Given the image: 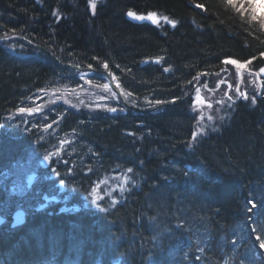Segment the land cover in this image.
I'll return each instance as SVG.
<instances>
[{
    "label": "trees",
    "instance_id": "1",
    "mask_svg": "<svg viewBox=\"0 0 264 264\" xmlns=\"http://www.w3.org/2000/svg\"><path fill=\"white\" fill-rule=\"evenodd\" d=\"M90 2L0 0V264H264V98L233 101L194 142L191 95L180 102L196 82L217 87L226 59L264 67V16L240 0ZM128 11L175 26L133 23ZM84 71L101 87L111 76L145 110L122 116L134 130L114 113L50 104L52 90L82 91ZM140 141V156L109 164L112 150ZM116 166L138 186L111 208L84 209ZM30 172L38 179L22 190ZM19 204L29 215L11 228Z\"/></svg>",
    "mask_w": 264,
    "mask_h": 264
},
{
    "label": "rangeland",
    "instance_id": "2",
    "mask_svg": "<svg viewBox=\"0 0 264 264\" xmlns=\"http://www.w3.org/2000/svg\"><path fill=\"white\" fill-rule=\"evenodd\" d=\"M243 3L250 4V7L253 8L254 13L256 15L264 16V0H240ZM93 4L96 5L97 0H91L90 6L93 8ZM245 6V5H244ZM94 9V8H93ZM155 26L161 28L163 26H167V24H171L175 26L173 23L170 22V19L167 17H164L163 15L156 14L153 20H150ZM230 60V59H228ZM230 67L234 68V71L237 73V71H242L248 69V66L244 64L245 66L243 68H238L236 65L227 63ZM243 64V63H242ZM92 71L89 72H81L79 74L80 78L83 81L82 88L80 90L82 91H64L62 90L60 94L56 90H52L47 94V99L50 101V104L53 106H56L59 101H62L66 103L70 108H84L85 113L88 115H104V114H113L114 112L108 111L109 108L115 107L117 109V112H125V108H123V105L129 104L127 101H125L124 94L122 93L120 87H117V81L114 80L111 76L105 75L104 84L101 87L98 85V82L88 80L87 77L92 75ZM248 76V79H247ZM91 81V82H89ZM240 82V77H238V83L235 85L237 86ZM241 92L240 94L245 91H251L259 96V85L257 82V78L255 76L249 75V73H243L241 76ZM107 84L109 87L107 89L104 88V85ZM233 86V85H232ZM235 86H233L235 88ZM97 88H101L100 91H98ZM70 96L71 93H75V99L69 98L68 94ZM115 93V95H113ZM227 90L223 88V91H220L219 93L215 92H209L205 93V98L209 99L212 104L210 105H200V106H193V113L198 116L197 120V135L195 137V141L201 140L200 137H203L207 134L209 130H215L218 121L222 123L226 118V112L224 110L226 108L229 109V104H231L233 101H236L237 99L245 98V96H242L238 94L236 91H232L230 94V99L226 96ZM247 97V96H246ZM76 100V103L75 101ZM233 100V101H232ZM249 100L251 102H254L255 96H249ZM124 106V107H125ZM53 123H50L49 127ZM40 127V126H39ZM41 128V127H40ZM47 128V129H48ZM45 129V130H47ZM38 131L41 129H37ZM128 132L125 131L124 134H127ZM49 165V161L45 164H43L44 167H47ZM36 172H30L26 177V184L21 185V189L25 190L28 188V179L29 176ZM38 179V174L34 177L32 185L35 184L36 180ZM138 183L133 179L132 173L129 170H123L114 172L111 171L110 173H107L104 175V178L97 182L95 186L92 188L91 193L85 197V202L83 204V208L87 209H93V210H105L108 208H111L115 206L116 204L122 202L124 197L126 196V193L132 190L133 188L137 187ZM17 192V191H16ZM18 193V192H17ZM57 202V200H56ZM77 209V208H76Z\"/></svg>",
    "mask_w": 264,
    "mask_h": 264
},
{
    "label": "bare ground",
    "instance_id": "3",
    "mask_svg": "<svg viewBox=\"0 0 264 264\" xmlns=\"http://www.w3.org/2000/svg\"><path fill=\"white\" fill-rule=\"evenodd\" d=\"M144 15V14H143ZM147 59H144L143 61L145 63L148 62V60L146 61ZM228 60V59H226ZM230 60H234V59H230ZM159 61V59H154V62L155 64H157ZM237 61V60H236ZM240 62V61H239ZM254 61L252 60H249L247 62H240L241 64H246L248 66V69H253L254 67L252 66ZM226 64V63H225ZM232 68L227 64V65H224V68L223 70L221 71V75H220V85L221 86H225V84L228 82V78L230 77V75L232 74ZM255 72L257 70H254ZM253 71V72H254ZM206 80H209L211 81V78L209 77V75H206L205 76ZM208 83V81L206 82ZM264 86H262V89L259 93V96L258 98H264V89H263ZM189 95L187 94L185 97L181 98L180 99V102H182L183 100H185ZM239 101V100H238ZM179 102V101H177ZM176 101H172V105L173 104H176L177 103ZM125 105H123V108H125V110L127 111H130L129 115L131 117H136V115H138L139 113H144V109H140L138 106L136 105H131V104H127L125 107ZM187 116V117H186ZM130 117V118H131ZM183 117H185L187 120L190 119L193 123L196 122V126L195 128L197 127V120H198V116L196 114H194L193 112L192 113H188L186 115H184ZM130 121H133L132 119H130ZM194 131V130H193ZM143 142H138V143H132L131 145H127L125 147L121 146V149H118V150H112V153H110V155L106 158L108 161H109V164L111 165H114L115 163H117L119 160L121 159H126V158H130L132 157L133 155H136V156H140L142 151H143V147L141 146ZM146 145V144H145ZM144 145V146H145ZM18 210H24L26 212V217L28 218V212L25 210V208L19 204L12 212V215H11V218L9 220V223H10V227L11 228H18L20 226H17V227H12V216L13 214L18 211ZM24 225V224H23Z\"/></svg>",
    "mask_w": 264,
    "mask_h": 264
},
{
    "label": "flooded vegetation",
    "instance_id": "4",
    "mask_svg": "<svg viewBox=\"0 0 264 264\" xmlns=\"http://www.w3.org/2000/svg\"><path fill=\"white\" fill-rule=\"evenodd\" d=\"M250 71L252 73L254 70H250ZM254 72L252 74H254ZM197 85H198V82H196L193 85L191 92H190L191 94H189V96L191 95V104L190 105L197 107L200 105H207L208 106V105L212 104V102L209 99L205 98V96H206L205 93L214 92L215 88L209 87L208 83H205L202 86H197ZM208 103H210V104H208ZM114 114H116V116L119 115L120 117H122L123 115L128 114V113L127 112H121L120 113V112L116 111V112H114ZM122 118L124 120L123 122L126 123L127 127H129L132 130L135 129V127L132 125V121L128 120V119H130L129 117H122ZM142 125L143 124H140V126H142ZM196 133H197V131L194 130L192 140L195 139V137L197 135Z\"/></svg>",
    "mask_w": 264,
    "mask_h": 264
},
{
    "label": "water",
    "instance_id": "5",
    "mask_svg": "<svg viewBox=\"0 0 264 264\" xmlns=\"http://www.w3.org/2000/svg\"><path fill=\"white\" fill-rule=\"evenodd\" d=\"M130 12L134 13L136 17L143 16V17H145V19L140 20V19H136L133 16H129ZM126 17H127L128 20H130L133 23H143V22H146V21L149 20V19H147V16H145L143 14H137L134 11H128L127 14H126ZM241 74H242V71H239L240 79H241ZM261 74L264 75V70H261ZM258 80H259V83H260V86H261L260 78ZM261 89H262V87H261ZM32 178H33V176H31V178H30V183L32 182ZM25 221H26V212L24 210H18L12 216V227H17V226L23 225L25 223ZM3 222H4V218L0 215V225Z\"/></svg>",
    "mask_w": 264,
    "mask_h": 264
},
{
    "label": "snow or ice",
    "instance_id": "6",
    "mask_svg": "<svg viewBox=\"0 0 264 264\" xmlns=\"http://www.w3.org/2000/svg\"><path fill=\"white\" fill-rule=\"evenodd\" d=\"M228 3L231 4V3H232V0H228ZM92 6H93V8H95V4H93ZM129 16H133V17H135L136 19H140V20L145 19V17H143V16H138V17H136L135 14H134V13H131V12L129 13ZM155 16H156L155 13H150V14L148 15L147 19H149V20H153ZM253 19H254V20L257 19V17H256L254 14H253ZM262 19H264V18H262ZM224 63H226V64H227V63L234 64V65H236L238 68H243V67L245 66L244 64H241L239 61H236V60H225ZM91 67H92V65H89V68H91ZM104 67L107 68L108 65L105 64ZM89 82H91V81H89ZM108 87H109V86H108L107 84L104 85V88H105V89H107ZM117 87H119V84H117ZM113 95H115V93H113ZM155 103H156V104H161V103H163V101H161V100H156ZM20 111H21V112H25L26 109L21 108ZM28 111H30V110H28ZM108 111L116 112L117 109H116L115 107H112V108H109ZM129 171L131 172L132 169H129ZM261 247H264V243L261 244Z\"/></svg>",
    "mask_w": 264,
    "mask_h": 264
}]
</instances>
